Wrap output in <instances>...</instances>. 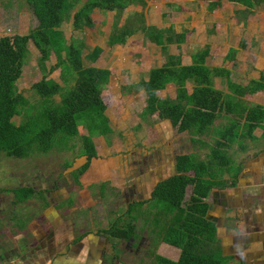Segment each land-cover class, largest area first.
Instances as JSON below:
<instances>
[{"label":"trees","instance_id":"1","mask_svg":"<svg viewBox=\"0 0 264 264\" xmlns=\"http://www.w3.org/2000/svg\"><path fill=\"white\" fill-rule=\"evenodd\" d=\"M30 7L37 25L24 34L4 35L0 37V154L12 158H28L35 153L46 154L52 150L74 151V138L80 140L77 157H86V161L72 172L78 183L79 176L97 157L94 136H107L112 132L105 110L112 103L106 101V86L113 69L98 67L96 60L103 52L99 46L84 54L86 47L81 38L67 37L63 26L72 24L73 30L93 26L91 17L95 10L120 11L130 4H141L145 0H25ZM207 2L209 11L221 7L222 1H229L252 10L264 8V0H198ZM143 32L151 43L161 45L164 61L160 66L152 67L146 79L139 82L145 93L141 116L157 115L170 119L179 131H188L193 143H203V138L214 133L212 127L222 112L231 114L227 125L216 131L218 139L211 149L213 158L224 157L223 148L245 135L253 138V130L264 122V107L249 105L243 101L245 95H252L264 89V75L259 80L247 84L233 82L230 70L224 66H209L206 58L210 47L197 49L191 54L192 62L183 64V54L169 52L168 45L185 42L190 30L175 32L170 27L156 25H137L126 21L121 26L114 24L108 44H125L134 33ZM32 41L39 56L38 66L42 76L31 85L35 100H31L17 87L26 58L28 44ZM244 46V41L243 44ZM230 47L224 56L230 60L236 53ZM52 55L55 63L47 66ZM86 60L90 64L86 63ZM59 70L63 84L49 77ZM214 77L226 81L228 92L214 86ZM175 86L174 98L161 96L160 91L168 84ZM191 84L189 87L188 85ZM60 100L56 101L55 96ZM15 116H21L19 123ZM85 121L87 134H81L78 120ZM243 120L244 122L241 123ZM225 141V142H223ZM71 160L65 161L69 166ZM212 162L198 160L193 154L176 157L178 172L156 184L152 191V200L163 203V210L169 215V226L162 240L180 249L177 261L156 255L160 264H225V258L213 246L215 226L206 219L208 203L206 198L212 186L207 178L214 169ZM192 190L185 199L186 188ZM20 199L33 196L31 187L16 191ZM141 204V203H140ZM134 204L129 205L127 214L130 221L123 223L118 217L105 232L109 237L128 239L136 229L133 219Z\"/></svg>","mask_w":264,"mask_h":264},{"label":"crops","instance_id":"2","mask_svg":"<svg viewBox=\"0 0 264 264\" xmlns=\"http://www.w3.org/2000/svg\"><path fill=\"white\" fill-rule=\"evenodd\" d=\"M226 3L238 4L222 1L221 6ZM191 54L188 62H184L186 56L182 58L183 64L192 62ZM252 54L254 58H251ZM252 54L248 56L250 63L246 60V54L244 60H231L229 64L217 62L210 65L206 58V64L224 66L230 70L233 82L245 85L251 80H259L261 74L264 75V45L259 48V55ZM101 57L96 60L95 65L111 68L114 74L113 67L99 63ZM162 63L163 61L156 66ZM222 81L225 89L217 85ZM214 86L228 92L226 81L221 77H214ZM168 87L175 89L170 83L162 92ZM132 93L134 92L130 94ZM143 93L144 90L141 95ZM243 101L249 105L264 107V89L245 95ZM106 116L110 120L107 114ZM139 116L143 121H138L135 125L140 124L142 128L143 123L149 134H157L162 143L158 152L157 149L153 154L146 155L145 152L140 154L138 162L132 160L134 165L139 164V175L127 185L126 175L132 169L125 174L120 171V176L118 174L116 178L114 172L111 173L115 161H100L103 150L98 139L105 136H94L97 157L91 160L89 168L79 176L78 183L72 172L85 163V156L80 157L84 162L77 168L70 169V174H67L75 184L73 190L68 192L67 188L58 189L53 192L54 200H48L49 196L44 192L34 193L29 201L21 205L23 214L20 218L3 216L4 220L0 223V264H160L156 260L157 254L177 261L180 249L162 240L163 233L169 226V215L161 209L159 222L162 227H153L151 220H156L158 208L157 204L151 207L148 204L153 201L152 191L156 184L178 173L175 167L176 157L188 154H193L198 160L212 162L214 166L207 175L212 186L206 198L208 208L205 217L215 226L213 246L225 258V264H264V122L253 130V138L245 135L242 139L225 145L221 148L224 157L215 159L211 153L214 141L218 139L215 132L227 125L231 114H220L212 127L214 133L204 137L203 143H193L190 133L179 132L170 119L159 118L157 115L141 116V113ZM121 163L125 167L132 166L127 160ZM108 185L112 190L108 193L117 194V197L122 195L126 204L123 210L117 211V207L116 212L114 209L109 210L116 214L112 221L107 214L96 213L97 207L102 206V203L99 204L100 200H104L107 195ZM191 190V185H188L186 192L191 193ZM130 204H134L133 214L138 212L133 219L136 227L134 234L123 240L109 237L105 229L118 217L123 216V223L132 220L126 213ZM105 209L107 208L104 207V212ZM146 211L150 213L146 215ZM139 219L142 221L140 230L146 231L148 240L146 245L137 248L141 235L137 230ZM128 240L130 245L126 246L125 241Z\"/></svg>","mask_w":264,"mask_h":264},{"label":"rangeland","instance_id":"3","mask_svg":"<svg viewBox=\"0 0 264 264\" xmlns=\"http://www.w3.org/2000/svg\"><path fill=\"white\" fill-rule=\"evenodd\" d=\"M91 17L93 19V26L91 27H84L77 31L72 29L71 23H66L63 26V30L67 37L74 36L84 40L86 45L84 54L94 46L101 47L104 53L102 52L99 56L101 57L103 54L99 63L115 69L114 74L110 77L111 81L105 88L106 101L112 102L106 114L110 117L109 124L113 130L106 137L99 138L98 141L101 143L103 150L100 161H115L112 164L111 173L114 172L116 178L120 171L125 174L132 169L126 175L128 180H126L127 183L125 185L132 178L135 179L139 175V164L134 165L133 161L138 162L141 157L140 154L145 152L146 155L148 153L153 154L155 149L158 152V147L160 148L162 145L159 136L154 133L149 134L143 123L142 128L140 124L139 126L135 124L138 121H143L139 115L144 107L145 98V93L141 95L143 89L137 86V83L148 76L150 68L164 61V56L161 45L152 44L141 31L130 36L125 44L110 46L108 40L114 24L117 23L118 26H121L126 21H129L135 26H171L175 32L185 29L190 30V34L183 44L177 46L176 43H172L168 45L169 52L182 53L183 57L186 56L184 62L189 61L190 53L209 46L210 54L207 56V62L210 65H215L217 62L229 64L231 60H244L246 54V60L250 63L248 56L252 53L259 55V48L264 45V8L262 7H254V9L249 10L243 5L226 3V5L214 11H209L207 2H198L196 0H145L141 4H130L120 11L95 10ZM36 25L37 21L25 0H0V37L24 34ZM243 41L244 46L242 45ZM230 47H235L237 51L232 59L224 61V56ZM28 48L29 54L22 74L18 79L17 87L19 92L34 101L35 96L32 94L31 85L34 81L41 78L42 71L37 62L39 53L32 41H29ZM251 58H254L253 54ZM55 62V57L52 55L51 60L47 62V66L53 65ZM86 63L88 64L89 61L86 60ZM236 66L238 65L236 64ZM49 77H55L57 81L63 84L60 80L59 70L54 71ZM217 85L225 89L224 81ZM131 92L134 93L130 94ZM159 94L171 97L175 95V89L174 87H168L163 92L160 91ZM55 100H60L59 95L55 96ZM20 120L21 116L14 117L16 123H19ZM85 124L82 119L78 120L81 134L88 133ZM73 141L76 143L73 152L69 150H52L46 154L35 153L33 156L24 159L7 157L1 153L0 175H8L3 183L12 186L16 183V175L25 174L26 172L37 173L38 175L49 174L53 181L57 180V172L66 171L65 175L68 176L67 171L69 168L65 169L63 166L65 161L71 160L72 163L70 165L72 167L70 169H75L80 163L84 162V159L76 155L81 143L80 140L74 138ZM150 143L154 145L149 146ZM117 160L120 163L127 160V162H131L132 166L125 167ZM10 173H12L11 176ZM68 178L70 180L69 183L61 180L59 184L70 192L75 188V184L70 176ZM44 183L47 184L49 182L44 181ZM0 184L2 185L1 182ZM48 186H51V183ZM110 187L108 185V189H106L108 196L106 195L104 200L99 202V204L102 203L103 207H97L96 213H105L112 221L116 218V214L109 212V210L114 209L116 212V207L117 211L119 209L123 210L126 204L122 195L119 194L117 197V194L108 193L112 191ZM17 190L14 189L13 193L15 196L17 195L16 199H19L20 195L17 194ZM7 194L4 196L10 198L11 195ZM189 195L190 192H186L185 199H188ZM24 203L26 202L24 201ZM155 204L157 203L152 201V203L148 204V207ZM163 206V203L157 204L156 220H151L153 227L157 225L160 228L162 227L159 219L160 210L162 209L163 212ZM104 207L107 208L105 212ZM149 213V211H146V215ZM3 216H7V214ZM140 219L138 220L139 226L137 230L148 240L146 231L144 229L140 230L142 226ZM156 229L158 230V228Z\"/></svg>","mask_w":264,"mask_h":264},{"label":"flooded vegetation","instance_id":"4","mask_svg":"<svg viewBox=\"0 0 264 264\" xmlns=\"http://www.w3.org/2000/svg\"><path fill=\"white\" fill-rule=\"evenodd\" d=\"M17 159H19V158H17ZM20 159H24V158H20ZM64 167H65V169L69 168V170L67 172L70 174V168L72 166L69 165V166H64ZM65 172H62L63 175H62V173L57 172V180H55V181H53V179L51 178V175H49V174L38 175L37 173H32V172L31 173L26 172L25 174H17L16 175V183L12 186H8V185L3 183L6 181V178L8 176L7 174L4 176L0 175V182L2 183V185L0 184L1 185L0 186V223H2V221L4 220L3 215L5 213L10 217H15V219L20 218L23 214L21 212V205L24 203V201L26 202V201H29V199H31V197L27 200H24V201L20 198L16 199L17 195L15 196L13 193L14 189L19 190L20 188L23 189V188L31 187L34 190V193L40 194V193L44 192V194L46 196H49L48 200L49 199L54 200L55 197L53 198V196L55 195V193L53 194V192L57 191L58 189L65 188L64 186L62 187L59 184L60 181L63 180L64 182L65 181L68 183L70 182L69 178L65 175ZM11 175H12V173H10V176ZM44 181H47L49 183L46 184V183H44ZM50 183H51V186H48ZM6 193L10 194L11 197L10 198L5 197L4 194H6ZM125 242H126V246L130 245L129 240L125 241ZM146 244L147 243H146L145 236L140 235L138 238V241H137V248H139V246H142V245L144 246Z\"/></svg>","mask_w":264,"mask_h":264}]
</instances>
